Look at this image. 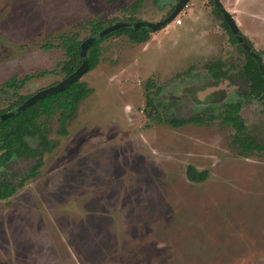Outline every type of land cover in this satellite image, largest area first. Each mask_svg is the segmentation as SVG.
I'll return each mask as SVG.
<instances>
[{"label":"rangeland","instance_id":"rangeland-1","mask_svg":"<svg viewBox=\"0 0 264 264\" xmlns=\"http://www.w3.org/2000/svg\"><path fill=\"white\" fill-rule=\"evenodd\" d=\"M135 1L0 0V111L66 78L57 36L92 20L126 21L122 9ZM179 1L148 0L136 18L163 21ZM220 1L262 52L264 0ZM211 2L190 0L147 43L103 42L100 64L80 81L93 93L64 126L60 113L37 117L39 107L9 126L19 141L11 156L0 152L8 181L28 176L42 131L57 147L36 178L0 201V264H264V151L241 156L220 119L169 123L242 102L264 147V107L247 95L243 75L246 50ZM14 77L32 79L5 87ZM189 166L207 180L188 181Z\"/></svg>","mask_w":264,"mask_h":264},{"label":"trees","instance_id":"trees-1","mask_svg":"<svg viewBox=\"0 0 264 264\" xmlns=\"http://www.w3.org/2000/svg\"><path fill=\"white\" fill-rule=\"evenodd\" d=\"M147 1L148 0H136L129 7L123 8L122 12L129 15V17L126 19V22H140L136 17ZM211 3L214 5L213 0ZM215 12L223 20V25L229 32L232 41L234 43H239V41L233 35L230 26L224 20L222 14L217 9H215ZM118 21V19H114L108 22V24H106L101 20H92L84 25H79L78 27L81 29V31L88 30L90 32V35L94 36L103 31L104 29L108 28L109 26L116 24ZM81 31L68 32L57 36V38L60 40V44L58 47H60L64 51L66 57V60L62 65V72L65 74L66 77L73 74L83 63V58L81 56V46L87 38H82ZM151 33L152 32L146 28L140 30L125 28L107 36L102 40L93 43L87 52V59L90 65L89 72L97 68L100 64L102 56L101 44L106 40L112 37L127 36L132 43L141 45L143 43H147L150 40ZM247 42L248 45L252 48L249 41ZM43 47L46 50L55 48L53 44H47ZM245 54L246 64L244 66L243 75L249 83V92L247 95L259 100L264 107V74L260 68V63L256 60V58H254L247 52ZM257 55L260 57L261 64L264 67V61L262 59V55H264V50L262 52H258ZM30 79H32V77H26L24 80L18 81V79L14 77L5 83V87L17 90L20 87L19 84L23 85ZM92 93L93 89H91L85 82L79 81L77 83L69 85L65 90L57 94L45 97L34 106L26 109L23 113L1 121L0 152H3L1 157L11 156L14 152V149L17 148L18 145V133L10 130L9 126L13 124V122L19 120L24 114L29 113L32 108L39 107L36 115L37 117L43 115L48 118H53L60 113V122L64 126L66 123V119H68L70 115L71 108L74 105L83 102ZM29 98L30 97L21 98L13 108L15 109L19 107L23 102H25ZM149 104L152 105V102H150ZM13 108L0 111V115L14 110ZM241 109L242 102H236L228 104L222 111V113L217 116L214 114L201 113L188 119H171L169 123L174 128H180L187 125L210 126L216 120L220 119L223 125L233 129L234 134L232 136V145L238 149L239 154L241 156H246L248 154L254 153H261L264 151V147L250 134L248 126L246 125L245 120L241 116ZM40 134V143L38 144L37 149L38 160L29 171L28 176L19 183L8 181L0 177V201L10 199L18 190L22 189L25 186V183L28 180L36 178L40 173V169L44 165L45 155L51 153L57 147L56 142H51L48 140L46 132L42 131ZM207 178V171L200 172L193 166L188 167V181L192 183H203L207 180Z\"/></svg>","mask_w":264,"mask_h":264},{"label":"water","instance_id":"water-1","mask_svg":"<svg viewBox=\"0 0 264 264\" xmlns=\"http://www.w3.org/2000/svg\"><path fill=\"white\" fill-rule=\"evenodd\" d=\"M189 1L190 0H180L179 3L177 4V6L175 7V10L173 11V13L163 21H160V22H149V21L126 22V21H121V22H117L116 24H114L112 26H109L108 28L104 29L103 31H101L97 35L90 36L89 38H87L82 43V46H81V56L83 58V63L73 74L67 76L65 79H63L59 83H57V84H55L49 88H46L44 90H41L40 92H38L37 94H35L34 96H32L31 98L26 100L25 102H23L19 107L15 108L14 110L0 115V122L23 113L26 109L34 106L35 104L40 102L45 97L57 94V93L65 90L69 85L81 81L83 76L89 72V66L90 65H89V62L87 59V52L93 43H95L99 40H102V39L106 38L107 36H109L115 32H118L122 29H125V28H132L135 30H140V29L146 28V29L150 30L151 32L160 31L175 21L177 16L183 11V9L187 6ZM213 1H214L215 9H217L222 14L224 20L230 26V29H231L233 35L236 37V39L239 41V43L244 47L246 52L249 53L254 58H256V60L260 63V68L264 74V67L261 64L260 57L248 45L247 40L244 38V36L240 32V30L238 29L234 18L226 10V8L224 7L223 3L220 0H213ZM218 89H219V87L218 88H211L208 90V92H213V91L218 90Z\"/></svg>","mask_w":264,"mask_h":264},{"label":"flooded vegetation","instance_id":"flooded-vegetation-1","mask_svg":"<svg viewBox=\"0 0 264 264\" xmlns=\"http://www.w3.org/2000/svg\"><path fill=\"white\" fill-rule=\"evenodd\" d=\"M258 53V52H257Z\"/></svg>","mask_w":264,"mask_h":264}]
</instances>
